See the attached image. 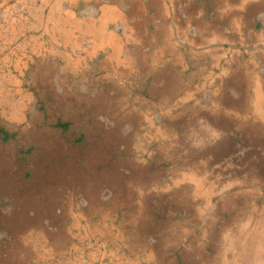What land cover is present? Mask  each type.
<instances>
[{"label":"rangeland","instance_id":"374dc122","mask_svg":"<svg viewBox=\"0 0 264 264\" xmlns=\"http://www.w3.org/2000/svg\"><path fill=\"white\" fill-rule=\"evenodd\" d=\"M8 5L0 59L11 61ZM254 10L264 17V0L246 3ZM33 60L0 63V264H264V127L230 132L232 120L156 87L142 100Z\"/></svg>","mask_w":264,"mask_h":264},{"label":"crops","instance_id":"0c3cea01","mask_svg":"<svg viewBox=\"0 0 264 264\" xmlns=\"http://www.w3.org/2000/svg\"><path fill=\"white\" fill-rule=\"evenodd\" d=\"M250 1L3 0L13 8L10 31L20 43L4 47L15 59L0 63L24 71L33 55H43L53 70L90 73L86 82L108 81L142 100L144 87H156L165 102L193 103L195 111L232 120L230 132H241L246 121L264 127V17L260 10L246 17ZM12 79L17 88L22 84ZM15 113L8 119L21 122ZM208 127L225 129L217 122ZM109 201L116 210L112 194ZM88 203L107 207L100 198Z\"/></svg>","mask_w":264,"mask_h":264}]
</instances>
